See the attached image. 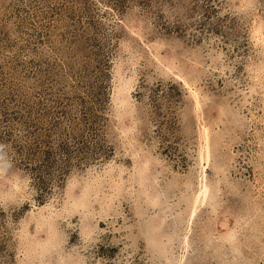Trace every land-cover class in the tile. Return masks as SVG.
I'll return each mask as SVG.
<instances>
[{
	"label": "rangeland",
	"instance_id": "1",
	"mask_svg": "<svg viewBox=\"0 0 264 264\" xmlns=\"http://www.w3.org/2000/svg\"><path fill=\"white\" fill-rule=\"evenodd\" d=\"M0 264H264V0H0Z\"/></svg>",
	"mask_w": 264,
	"mask_h": 264
},
{
	"label": "bare ground",
	"instance_id": "2",
	"mask_svg": "<svg viewBox=\"0 0 264 264\" xmlns=\"http://www.w3.org/2000/svg\"><path fill=\"white\" fill-rule=\"evenodd\" d=\"M201 193H204L203 191L201 192ZM198 194H200V193H198ZM205 198V197H204ZM213 198V197H212ZM214 204V203H213ZM195 210H196V206L194 205V207L192 208V214L194 215V213H195ZM187 246V245H186ZM181 263V262H180Z\"/></svg>",
	"mask_w": 264,
	"mask_h": 264
}]
</instances>
